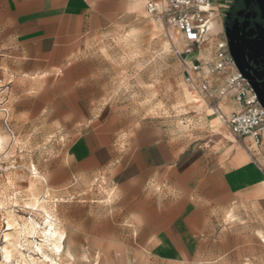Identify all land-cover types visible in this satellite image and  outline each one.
I'll return each instance as SVG.
<instances>
[{
	"label": "rangeland",
	"instance_id": "obj_1",
	"mask_svg": "<svg viewBox=\"0 0 264 264\" xmlns=\"http://www.w3.org/2000/svg\"><path fill=\"white\" fill-rule=\"evenodd\" d=\"M223 16L220 10L207 39L193 44L145 7L118 12L56 69L23 73L0 50V264H30V256L36 264H131L124 254L143 252L126 237L113 239L110 223L103 226L104 237L95 238L101 231L97 220L111 216L112 189L94 179L74 183L65 167L67 147L104 104L125 117L129 128L161 123L172 135L184 133V146L202 137L191 132L202 129L212 97L231 96L225 79L233 67L224 73L211 70L219 45L226 48ZM5 20L0 5V22ZM8 41L0 28V47ZM197 60L201 70L190 84L187 63ZM202 81L206 90L200 88ZM36 201L53 219L55 240L40 242L49 226L34 210ZM33 222L38 224L34 236ZM60 233L62 251L57 253L53 244ZM35 242L40 252L32 247Z\"/></svg>",
	"mask_w": 264,
	"mask_h": 264
},
{
	"label": "crops",
	"instance_id": "obj_2",
	"mask_svg": "<svg viewBox=\"0 0 264 264\" xmlns=\"http://www.w3.org/2000/svg\"><path fill=\"white\" fill-rule=\"evenodd\" d=\"M147 1L0 0L9 38L0 50L23 73L60 68L118 12L132 14ZM230 1L209 0L215 23ZM212 98L202 129L191 132L203 136L186 146L184 133L161 123L129 128L104 104L67 147L74 183L94 179L112 189L111 216L97 220L95 238L110 223L113 239L143 250L124 254L131 264H264V133L259 143L232 136L220 116L239 103Z\"/></svg>",
	"mask_w": 264,
	"mask_h": 264
},
{
	"label": "built area",
	"instance_id": "obj_3",
	"mask_svg": "<svg viewBox=\"0 0 264 264\" xmlns=\"http://www.w3.org/2000/svg\"><path fill=\"white\" fill-rule=\"evenodd\" d=\"M145 10L156 21L164 22L185 34L193 44H200L208 37L211 20L209 0H149ZM185 53H192V49L186 48ZM227 66H232L235 71L227 80L228 89L241 108L227 117L220 116V119L232 136L249 137L259 143L264 133V109L235 69L227 46L224 48L219 45L211 70L221 71ZM199 70L201 64L198 60L196 64L188 62L185 80L193 83L192 74ZM200 88L206 90L207 82H200Z\"/></svg>",
	"mask_w": 264,
	"mask_h": 264
},
{
	"label": "water",
	"instance_id": "obj_4",
	"mask_svg": "<svg viewBox=\"0 0 264 264\" xmlns=\"http://www.w3.org/2000/svg\"><path fill=\"white\" fill-rule=\"evenodd\" d=\"M223 28L234 67L264 109V97L245 71L251 67L250 61L262 64L264 69V0H235L225 13Z\"/></svg>",
	"mask_w": 264,
	"mask_h": 264
},
{
	"label": "bare ground",
	"instance_id": "obj_5",
	"mask_svg": "<svg viewBox=\"0 0 264 264\" xmlns=\"http://www.w3.org/2000/svg\"><path fill=\"white\" fill-rule=\"evenodd\" d=\"M37 180V179H36ZM12 190V189H11ZM37 200V199H36ZM38 201V200H37ZM36 201V205H35V208H34V210L36 211V212H39V213H41L42 215H43V217H44V220H45V222L46 223H48V229L46 228V233L45 232H43L42 234V237H44L43 239H40V242L42 241V242H45V240H48L47 238H49V239H52V240H55L56 239V237H57V234H58V232L53 228V227H51V225H49V221L51 220H53L51 217H50V215L46 212V210L44 209V207L42 206V205H40V202H37ZM42 201V200H41ZM26 221V220H25ZM14 223V222H13ZM24 223V222H23ZM22 223V224H23ZM7 224H9V223H7ZM21 224V225H22ZM25 224V223H24ZM53 224V223H52ZM43 225V224H42ZM16 228V227H15ZM29 228V227H28ZM38 224L36 223V222H33V225H32V227H31V234H32V236H34V235H36L37 233H38ZM43 229H44V227H43ZM45 231V230H44ZM18 232V231H17ZM41 232V231H40ZM41 236V235H40ZM30 237V236H29ZM63 237H64V235L62 234V233H60L59 234V238H58V240L56 241V243H54L53 244V248H54V250L57 252V253H59V252H61L62 251V246H61V242H62V240H63ZM5 238V237H4ZM51 241V240H50ZM33 242V241H32ZM47 244V243H46ZM33 245V244H32ZM48 245V244H47ZM43 246V245H42ZM32 247H35V249H36V251H39L40 252V247L38 246V244H37V242H35V245H33ZM47 247V246H46ZM31 248V247H30ZM47 250V249H46ZM3 251V250H2ZM8 251V250H7ZM48 251V250H47ZM5 253H6V251H4ZM44 252V251H43ZM46 253V252H45ZM44 253V254H45ZM36 254V253H35ZM46 255V254H45ZM49 255V254H48ZM7 256V255H6ZM40 256V255H39ZM50 256V255H49ZM10 257V256H9ZM43 257H45V256H43ZM4 258V257H3ZM7 258V257H6ZM47 258V257H46ZM51 258V257H50ZM29 259H30V264H36L35 262H33V260H32V258H31V256L29 257ZM42 259V258H41ZM5 260V259H4ZM50 260V259H49ZM5 261H7V260H5ZM6 263V262H5ZM54 264H56V263H54Z\"/></svg>",
	"mask_w": 264,
	"mask_h": 264
},
{
	"label": "flooded vegetation",
	"instance_id": "obj_6",
	"mask_svg": "<svg viewBox=\"0 0 264 264\" xmlns=\"http://www.w3.org/2000/svg\"><path fill=\"white\" fill-rule=\"evenodd\" d=\"M234 1L235 0H231L227 6V9L224 11V16H223V23H224V20H225V13L232 7V5L234 4ZM223 26V24H222ZM223 31H224V28H223ZM225 35V34H224ZM226 40V38H225ZM249 65H251L250 68H247L245 69L246 71V76L249 78V79H252L256 86H257V89L259 91H261L263 97H264V69H263V66L262 64L258 63V64H255L253 63L252 61L249 62ZM236 69V68H235ZM261 72H263L262 74H260ZM260 74V75H259ZM240 75V74H239ZM240 77L242 78V80L247 84V81L246 79H244L241 75Z\"/></svg>",
	"mask_w": 264,
	"mask_h": 264
}]
</instances>
